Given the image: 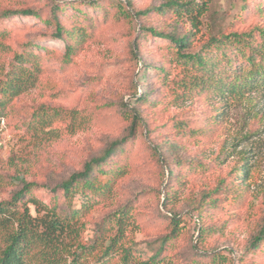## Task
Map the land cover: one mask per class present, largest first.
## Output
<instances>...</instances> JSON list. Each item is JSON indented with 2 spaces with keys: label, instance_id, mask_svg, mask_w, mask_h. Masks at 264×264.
<instances>
[{
  "label": "rangeland",
  "instance_id": "1",
  "mask_svg": "<svg viewBox=\"0 0 264 264\" xmlns=\"http://www.w3.org/2000/svg\"><path fill=\"white\" fill-rule=\"evenodd\" d=\"M95 1L96 6L87 7ZM164 1L0 0V12L31 9L41 12L43 18L49 16L54 6L79 5L85 14L79 25H92L82 50L71 65L64 67L60 63L64 45L42 38L50 35L51 29L47 31L38 20L22 16L0 21V33L5 37L3 44L10 50L4 57V73L13 54L24 52L27 44L38 43L47 49L44 52L34 49L42 69L38 82L0 112V203L9 201L26 182L39 186L32 190L34 199L45 205L54 202L60 206L61 192L54 200L49 190L81 171L92 157L101 156L110 143L127 136L133 115L137 114L141 122L135 123L134 138L104 166L105 170L118 173L111 193L104 197L106 201L98 197L94 200L97 206L87 217L86 238L93 236L101 219L127 207L136 224L137 248L147 249V244H156L168 234L172 213L167 209H172L184 226L175 253L178 264L194 261L207 264L214 258L220 264H264V241L258 253L250 252L254 238L264 232V90L231 105L209 140L187 133L202 124L201 113L207 106L200 101L184 104L176 101L174 105L165 93V99L162 97L154 105L157 83L153 84L156 91L153 99L147 104L138 100L145 92L144 80L154 82L153 72L145 65H156L159 55H165L166 44L142 30L162 25L165 32L179 33L189 25L156 12L130 18L124 17L121 11L127 10L132 16L138 11L158 8ZM195 1L205 2L208 8L196 37V40L201 38L199 43L204 42L206 32L212 29L223 30L230 25L231 30H246L263 20L254 10L264 11V0ZM67 14L72 13L68 9L62 13L65 25L69 23ZM75 14L80 15L77 10ZM136 42L139 60L132 51ZM198 48L196 45L193 49ZM49 109L74 112L73 116L67 113L50 117L51 125L42 132L33 124L34 116ZM75 109L82 110L85 118L80 129H75ZM178 120L183 121V126L176 137L173 125ZM45 132L49 134L46 136ZM174 142L183 150L172 149L170 144ZM223 149L229 150L230 155L221 153ZM242 159L250 172L249 181L243 183L244 190L215 212L203 207L204 220L199 221L193 208L212 193L217 181L223 178L229 181V172ZM178 160L199 162L203 167L200 171L185 167L180 171V178H167L169 168L176 173ZM164 191L170 194L166 208L163 207ZM201 224L208 231L197 244Z\"/></svg>",
  "mask_w": 264,
  "mask_h": 264
},
{
  "label": "trees",
  "instance_id": "2",
  "mask_svg": "<svg viewBox=\"0 0 264 264\" xmlns=\"http://www.w3.org/2000/svg\"><path fill=\"white\" fill-rule=\"evenodd\" d=\"M127 5L131 6V3L127 2ZM92 6H96V1L87 4V7ZM67 9L72 14H67L69 23L65 25L62 23V13ZM76 10L80 15L76 16ZM207 11L205 2L165 0L158 8L138 11L132 16L127 10L121 13L124 17L137 18L156 12L189 25L188 29L183 28L179 33L165 32L162 25L142 30L147 32L146 35L162 39L166 44L163 49L165 55H159L157 64L145 65L148 71L153 72L154 82L148 83V80H144L145 92L138 100L147 104L153 99L156 94L153 84L157 83L159 89L154 105L158 104L162 97L165 99V93L169 94L174 105L176 101L180 104L200 101L207 106L201 113L202 124L191 128L187 133L192 137L209 140L216 134L231 105L246 101L254 92L264 90V11H261V8L254 10L263 20L249 29L231 30L230 25L223 30L212 29L206 32L204 42L199 43L201 38L196 40V37L202 26L201 18ZM84 15L82 10H79V5L75 7L66 4L52 7L46 18L42 17L41 12L31 9L2 10L0 21L8 17L22 16L38 20L47 31L51 29V34L42 38L48 37L64 45L60 63L66 67L71 65L74 57L80 53L85 35L92 28L90 23L84 27L79 25ZM4 38L0 33L1 113L9 102L38 82L37 76L42 69L34 53L35 50L47 51L41 44H27L24 52L13 54L11 61L7 63L8 71L4 73V57L10 51L8 46L3 44ZM196 45L199 48L194 50ZM132 46L134 58L139 60L138 42ZM73 112L61 109L38 112L34 116L33 124L43 132L52 123L50 117L67 113L73 116ZM82 113V110L75 109V129H80V123L85 119ZM136 122L141 120L134 114L127 136L110 143L101 156L92 157L84 163L81 171L71 174L49 190L54 200L57 193L61 192L60 206L54 202L45 205L34 199L32 190L39 186L26 182L9 201L0 203V264H178L175 253L184 226L180 224L181 219L172 209H167L172 213L168 234L156 244H147V249L137 248L134 238L136 224L127 207L101 219L95 226L93 236L86 238L87 217L90 210L97 206L94 200L98 197L106 201L104 197L111 193L118 173L117 170H105L104 166L111 161L117 150L122 149L134 138ZM176 123L173 127L177 137V134H181L183 121L178 120ZM48 134L49 132H45L46 136ZM170 145L177 152L183 150L177 142ZM221 153L230 155L229 150L225 149ZM246 166L245 159H242L229 172L230 180L223 178L217 181L212 193L201 199L202 205L193 208V212L198 213L199 221L204 220L203 207L206 206L208 211L215 212L229 203V199H236L233 197L244 190L243 183H247L250 178ZM185 167L190 171H200L203 164L194 161L182 163L178 160L176 173L169 168L167 178H180V171ZM168 201L170 194L164 191L163 207L166 208ZM203 224L197 230V244L208 231ZM263 241L264 232H260L252 242L250 252L258 253ZM192 264L198 262L194 261ZM207 264L220 263L214 258Z\"/></svg>",
  "mask_w": 264,
  "mask_h": 264
}]
</instances>
